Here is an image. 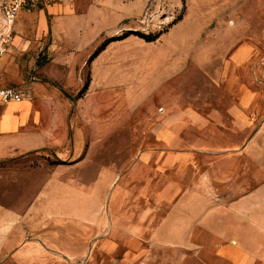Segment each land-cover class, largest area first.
I'll return each mask as SVG.
<instances>
[{
  "label": "crops",
  "instance_id": "crops-1",
  "mask_svg": "<svg viewBox=\"0 0 264 264\" xmlns=\"http://www.w3.org/2000/svg\"><path fill=\"white\" fill-rule=\"evenodd\" d=\"M55 4L49 6L51 11H57ZM63 20H55L48 8L35 13L29 25L20 23L16 28V20L7 53L20 51L31 35L42 39L48 34L53 52L61 36L54 32V24L59 28ZM197 29L196 44L204 39L205 27L197 25ZM134 40L143 45L133 35L110 41L90 61L85 80L88 62L75 63L72 49L50 55L51 61L35 65L31 75L30 70L16 71L5 57L0 58L1 84L17 87L23 94L20 102L0 100V163L9 165L7 187L0 178V264H264L260 249L264 247V156L257 159L252 153L257 128L264 129V95L240 81L236 73L227 78V86L233 89L228 96L175 91L177 75L188 70L190 62L215 72L212 86L221 87L224 71L235 72L250 59L252 49L240 42L234 45L236 39H227L232 42L228 44L215 40L214 46L180 47L177 53L164 48L151 59L154 74L149 82L143 81L147 62L143 58L137 62L142 70L138 87L145 90L154 85L136 100L140 113L135 117V151L139 153L125 166L132 169L127 170L132 173L127 184H141L137 206L144 200L152 203L134 216H128L122 204L120 217L108 212L102 216L105 222L97 223L101 212L89 204L94 186L80 189L79 183H94L99 175L77 176L74 166L92 157L99 143L96 138L108 135L110 118L101 119L94 109L99 105L87 104L86 99L106 84L108 71L98 67L104 52L115 42ZM170 82L173 86L167 85ZM260 115L263 119L257 124ZM194 130L230 138L225 142L216 137L194 139ZM204 152L212 157L203 161L193 157ZM43 153L52 163L46 160L42 171L33 169L40 172L30 186L33 199H15L27 188L20 172H10V166ZM103 165L105 160L98 170ZM117 178L118 174L110 184ZM125 188L120 192L124 199ZM213 198L215 207L209 206ZM118 247L123 249L121 254L112 255Z\"/></svg>",
  "mask_w": 264,
  "mask_h": 264
},
{
  "label": "rangeland",
  "instance_id": "rangeland-1",
  "mask_svg": "<svg viewBox=\"0 0 264 264\" xmlns=\"http://www.w3.org/2000/svg\"><path fill=\"white\" fill-rule=\"evenodd\" d=\"M2 3L3 0H0V10ZM50 5L47 7H23L17 18L16 28L20 23L29 25L35 13L39 14L40 10L45 11L48 8V11L54 14L55 20L64 18L63 24H59V28H57L58 24H54V32L61 34L54 42L56 43L53 46L55 52L49 51L52 42L50 34L42 39L31 35L29 36L30 40H26L20 51L17 53L11 51L9 54L7 53L8 55L0 57H5L8 60L7 63L11 62L16 71L30 70L29 75H31L35 65L51 61L50 55L59 54V51L63 49H72L71 57L75 63L88 62L84 69L83 79L85 80L86 75L90 74V54L108 43L112 36H114L112 38H119L123 35H133L143 40V45L136 40L115 42L111 48L104 52L99 59L98 67L108 71L106 74L108 78L104 77L106 84L99 85L102 87L90 93L86 99L87 104L99 105L94 109L97 115L101 114L99 115L101 119L105 116L107 120L108 117L110 118V125L107 124L105 128L108 135L103 136L105 141H103V137L96 138L99 142L97 149L101 148L102 150L96 149L85 164L74 166L77 176L97 177L99 175L98 180L94 183H79L80 189L81 187L88 189L94 186V195L89 204L100 210L101 215L96 217L99 224L105 222L102 216L103 214L107 215L108 212H112L116 218L120 217L119 212L122 204L124 210H128L127 215L134 216V214L140 213L142 208L152 203V200H148L149 203L144 200L143 204L139 203L137 206L136 195L137 190L141 189V184L135 182L127 184L132 178V173H128L127 170L132 169L130 166H125L126 163L132 162L139 153L135 151L138 146L136 142L138 135L134 133L136 130L135 117L140 113V110H137L136 100H140L143 95L151 91L154 85L152 83L150 88L148 86L145 90L138 87V81H141L138 80V75H141L139 72L142 70L138 67L137 62L142 61V58L147 62L146 70L143 71V79H145L143 81L149 82L152 81L154 74V67L151 68L150 64L151 59L164 48L170 47L177 53L180 47L193 49L196 46H214L215 40L228 44L232 42H227V39L231 41L236 39L234 45L240 42L252 49L250 59L241 64L235 72L224 71L221 87L212 86L214 80L211 75H214L215 72L201 69L200 65L190 62L188 70L181 72L176 77V94L228 96L233 93V89L227 86V78L236 73L240 81L247 83L255 91L264 95V0H73L69 4H55L58 6L57 11H51ZM226 23L228 27H226ZM197 25L198 27L202 25L205 29L202 31L204 39H199L196 44L194 37L197 35ZM216 29H218L217 33ZM169 32L172 34L163 35ZM193 34H195L194 37ZM209 50L212 49L209 48ZM160 74L162 72H158V76ZM7 80H10L9 76H7ZM0 85L3 86L1 82ZM167 85L173 86V83L170 82ZM128 115L132 117L128 118ZM262 119L263 116L260 115L257 118V124H261ZM85 129L87 133L88 128L85 127ZM192 137L194 139L204 138L205 141H211L213 137H216L218 141L224 142L230 138V136L202 135L195 130ZM240 138L243 139L242 136ZM255 141L256 150L252 153L257 159H262L264 156V129L257 128ZM206 153H203L204 156L195 153L197 156L193 157L201 161L204 157H212ZM215 157L213 158L215 159ZM46 160L52 163L51 158L43 153L27 158L26 163H13L10 166L12 168L10 172L13 170L14 173L20 172L21 180L27 188L15 199L19 197H24L27 200L33 199L35 191H30V186L34 180H38L36 173H40L33 169L36 170L37 167H40L42 171L44 169L42 163ZM104 160L107 165H103L100 171L98 167ZM109 161L112 165L109 164ZM0 165V178H4L1 183L7 187L8 162H2ZM103 171L106 173H101ZM225 171L228 172L229 169H225ZM148 173H151L150 169ZM116 174H118L117 181L111 185L110 179L114 178ZM133 175H136V172ZM40 184L41 182L38 185ZM124 188L127 193L125 199L120 195ZM82 201L80 200L81 204ZM208 201L209 206L215 207L216 200L214 198ZM5 202L8 203L7 200L3 203ZM98 232L96 231V233ZM82 248L84 245L80 243V249ZM260 249L264 252V247H260ZM122 251L123 249L118 247L112 255L118 256Z\"/></svg>",
  "mask_w": 264,
  "mask_h": 264
},
{
  "label": "built area",
  "instance_id": "built-area-1",
  "mask_svg": "<svg viewBox=\"0 0 264 264\" xmlns=\"http://www.w3.org/2000/svg\"><path fill=\"white\" fill-rule=\"evenodd\" d=\"M70 0H3L1 6L0 18V57L8 52L14 25L18 18L20 10L25 6L47 7L57 2H66ZM0 100L3 103L20 102L23 100V94L17 87L0 85Z\"/></svg>",
  "mask_w": 264,
  "mask_h": 264
},
{
  "label": "trees",
  "instance_id": "trees-1",
  "mask_svg": "<svg viewBox=\"0 0 264 264\" xmlns=\"http://www.w3.org/2000/svg\"><path fill=\"white\" fill-rule=\"evenodd\" d=\"M125 37H127V35L120 36L119 38H111L110 41L115 40V39L125 38ZM110 41H108V43H109ZM108 43H106L105 45H103V47H101L100 49H97V50L91 55L89 61H92V60L94 59V57H96V56L99 54V52H100L101 50H103V49L106 47V45H107ZM87 87H88V83L85 85V87H84V91L87 89Z\"/></svg>",
  "mask_w": 264,
  "mask_h": 264
}]
</instances>
